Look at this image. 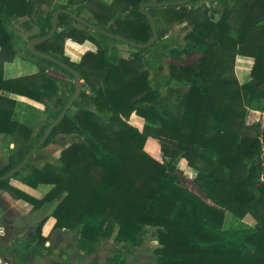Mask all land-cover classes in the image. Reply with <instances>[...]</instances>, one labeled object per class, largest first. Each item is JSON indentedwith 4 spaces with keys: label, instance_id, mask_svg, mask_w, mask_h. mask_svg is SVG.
<instances>
[{
    "label": "trees",
    "instance_id": "16d2710c",
    "mask_svg": "<svg viewBox=\"0 0 264 264\" xmlns=\"http://www.w3.org/2000/svg\"><path fill=\"white\" fill-rule=\"evenodd\" d=\"M149 1L176 0H80L76 8L56 5V0H0V133L10 138H5L9 158L0 176L25 158L61 113L69 100L51 102L61 87L70 98L75 90L74 83L70 86L40 68L31 74L4 76V63L15 59L18 48L29 52L27 39L13 29V21L34 18L38 31L30 40L51 30L58 8H69L101 29L146 43L152 29L139 6ZM197 1L147 8L159 33L153 45L138 48L147 56H119L110 41L120 40L66 13L59 14L60 30L35 44L37 50L78 70L88 86L37 153L57 142L59 134H77L85 141L65 146L59 164L40 166L33 157L12 177L34 188L51 184L43 196L26 192L11 179L0 180V189L34 210L65 193L51 213L56 220L53 229L79 227L76 246L86 254L96 252L101 241L110 238L116 244L141 246L140 233L148 226L157 228L159 239L153 264H264V121L246 119L248 106L264 99V0H217L218 6L202 9L195 7ZM86 10L92 18L84 15ZM157 12L167 23L191 24L181 52L202 50L197 65L170 64L169 73H163L160 46L169 27ZM217 12L220 16L215 19ZM68 39L90 40L97 50H86L79 61H73L65 53ZM238 55L254 58L250 80L244 83L234 71ZM37 57L74 77L55 62ZM178 86L187 90L181 92ZM3 90L44 104L47 121L36 133L32 125L15 117L17 101ZM133 113L145 119L142 130L128 121ZM148 136L160 140L166 163L145 150ZM179 158L196 169V185L215 205L180 184L174 175ZM227 211L237 218L251 215L256 224L248 229L224 228ZM45 221L46 217L39 221L26 239L6 247L0 243V253L10 256V264L66 254L55 253L48 244ZM107 262L127 264V251L117 247ZM51 264L99 263H76L67 257Z\"/></svg>",
    "mask_w": 264,
    "mask_h": 264
},
{
    "label": "rangeland",
    "instance_id": "374dc122",
    "mask_svg": "<svg viewBox=\"0 0 264 264\" xmlns=\"http://www.w3.org/2000/svg\"><path fill=\"white\" fill-rule=\"evenodd\" d=\"M70 0H56L55 4H69L70 8H76V4L80 0H75V4L69 3ZM218 6L217 0H198L195 4V7L199 8H205V7H214ZM84 15L87 17L92 18V14L89 11H84ZM156 16L165 24L168 25L169 27V32L162 40L161 46H160V52L164 53L160 55V59L162 61L161 69L163 73L167 74L170 71V64H175V65H180V66H186V65H197L201 56L203 55L202 50H192L191 52L185 53L181 52L183 49V44L186 43L185 41V34L190 30L191 24L187 21L179 23V22H174L173 24L167 23L164 19V16L162 12H157ZM220 16V12H217L214 14V18L218 19ZM13 26V25H12ZM21 28L20 30L26 34V37L24 38L25 40L27 39V42L25 43V47L28 46L29 39L28 37L38 31V27L34 22V18H28L24 19L23 22L19 25ZM13 29L19 34V28L15 25L13 26ZM60 30V29H59ZM20 35V34H19ZM179 43L182 45L180 46ZM82 44V43H81ZM95 44V43H94ZM110 46L112 49H115L117 51V54L119 56H124V57H133L135 55H142V56H147V52H142L138 48H135L125 42H116V41H110ZM96 50H97V45L95 44ZM68 49V50H67ZM85 49V48H82ZM175 50V51H174ZM84 51V50H82ZM82 51H73L70 46L65 44V53L69 55L71 60L73 61H79L81 59V56L83 55L84 52ZM180 52V53H179ZM20 58L24 61H27L28 64L31 63L32 65H36V67L40 69H44L47 73L54 75L61 80L65 81L68 85H72L74 83L75 85V77L70 76L69 74L63 72L62 70L55 68L53 65L43 61L42 59L38 58L36 55L32 54L31 52H27L25 48H20ZM237 58V57H236ZM236 63V59H235ZM235 63H234V71H235ZM231 67V65H230ZM29 68H25V73L29 74L28 72ZM37 70V71H38ZM229 70H231L229 68ZM36 71V72H37ZM33 73V72H32ZM35 73V72H34ZM31 74V73H30ZM83 88H88L87 84L83 80ZM179 90L181 92H184L187 90V87L185 86H178ZM165 92V91H164ZM29 98V97H28ZM31 99V98H30ZM60 101H66L70 99V92L65 90L64 87H61L58 95L56 98L51 100L52 103H55L56 100ZM36 101V100H34ZM39 102V101H37ZM18 105V104H17ZM15 106V117L27 124H30L34 127L33 133H36L41 125L47 121V116L46 113L44 112V104L40 102L38 105L34 104H29L28 102H25L24 104ZM129 121V120H128ZM134 125L139 126L137 123L133 122ZM141 126V125H140ZM85 141L84 137L80 135H70V134H59L58 135V141L55 143H49L43 149L38 152L34 156V162L37 165H43L46 162H52L54 164H59L58 157L60 155L61 150L73 143V142H82ZM12 148V146H10ZM263 159H264V151H263ZM166 163V158L164 160ZM174 175L182 184V182H189V178L184 177L179 171L174 172ZM264 177V173L262 175ZM196 176L192 178V181L194 180L195 182ZM11 181H20L19 179L12 178ZM196 184V183H195ZM183 185V184H182ZM184 186V185H183ZM194 186V184H193ZM0 192L3 193H8L4 190L0 189ZM200 193L203 194V196L206 197L205 192H202L200 190ZM9 194V193H8ZM65 193H62L57 199H62L64 197ZM59 200V201H60ZM57 202V204L59 203ZM54 207L51 210V213L53 211ZM256 224V220L251 216L247 215L244 218H237L235 217L231 212L227 211L226 216H225V221H224V228H233V229H248L253 227ZM36 227V226H35ZM34 227V228H35ZM1 222H0V231H1ZM67 229V228H66ZM34 230V229H33ZM69 231L65 232L66 234L64 235L67 236L68 245L70 246L69 249L71 248L72 251H74L77 246L74 244L76 242V239L79 236V227L75 229H68ZM64 234V232L62 233ZM30 236V235H29ZM141 238L143 239V244L138 247H133L128 244H116L114 241V238L110 239H105L101 241L98 249L96 252L87 254L90 255V258L88 260L93 261L96 260L99 264H108L107 259L109 256H111L115 249L117 247H121L125 252L127 251V262L128 264H153L156 261V255H155V248L159 247V239H158V232L157 228H150V227H145L140 233ZM57 238L55 247H56V252L60 251V246L59 240L61 239ZM22 239V238H21ZM78 249V248H77ZM128 249H132V252L128 251ZM79 250V249H78ZM81 251V250H80ZM84 253V252H83ZM86 254V253H85ZM78 257V258H77ZM65 256H46L42 258H38L35 262L32 264H51L52 261L54 260H60L64 259ZM76 262H81L85 258H83L81 255L74 256ZM2 259V260H1ZM65 260V259H64ZM63 260V261H64ZM62 261V260H60ZM0 264H10V259L6 255H1L0 253Z\"/></svg>",
    "mask_w": 264,
    "mask_h": 264
},
{
    "label": "crops",
    "instance_id": "0c3cea01",
    "mask_svg": "<svg viewBox=\"0 0 264 264\" xmlns=\"http://www.w3.org/2000/svg\"><path fill=\"white\" fill-rule=\"evenodd\" d=\"M24 19H27V17H23L19 20L13 21V26H17L20 31V35L25 38L26 34L20 30V24L23 22ZM67 45L72 48L73 51H82V50H93L96 51L95 44L90 40H85L82 44L74 42L70 39L67 40ZM85 48V49H82ZM68 50V49H67ZM20 48L17 49V55L13 61H6L4 63L3 72L4 76L6 78L10 77H17L21 75H25L26 73L25 68H29L28 72L34 73L38 70L36 65H32L31 63L28 64L27 61H24L20 58ZM82 51V52H84ZM254 63V58L251 56L246 55H238L236 58L235 63V74L239 80L240 83H244L250 80V71ZM2 94L9 96L17 101L18 105L24 104L25 102H28L29 104L38 105L40 102L34 101L33 99H30L26 96L11 93L8 91L3 90ZM17 105V106H18ZM247 123H254V122H261L264 121V99H261L259 101L253 102V104L248 106L247 110ZM129 122L134 125L137 123L139 126H137L140 130L143 129V126L145 124V119L141 116L137 115L136 113L131 114L129 118ZM141 125V126H140ZM136 126V125H134ZM70 135H77V134H70ZM5 138L6 135L3 133H0V169H2L7 163L9 158V150L5 147ZM7 140H10L9 137L6 138ZM10 146H14V143H11ZM145 150L150 153L153 157L156 159L164 162L165 157L162 154L161 151V143L158 138H155L153 136H148L145 141ZM174 166L176 167L177 171L184 175V177L189 178V182H182V184L189 188L192 192L199 195L202 199L207 201L210 204L215 205L214 201L210 198L203 196L202 193H200V188L195 184L194 180L192 181V178L197 175L196 169L191 167L187 160L185 158H179L175 161ZM11 183L26 192L36 196L41 197L46 192H48L52 185L51 184H39L36 188L31 187L25 183H22L21 181H11ZM194 184V186H193ZM204 192L203 190H201ZM205 194V193H204ZM60 199H55L53 202L46 204L45 206L34 210L33 206L29 204L28 202L22 200V199H16L13 196H11L8 193H1L0 194V209L2 211L1 213V231H0V243L6 247L12 245L14 241H16L19 238L26 239L29 237V235L32 233L34 227L38 224L39 221H41L44 217H46V221L43 226V233L45 235H49V241L48 244L52 246L55 253H59L60 251L65 252L63 256H65L64 259L67 257L72 261L76 262L74 256L81 255L84 260L81 262L76 263H86L90 262L88 260L90 258V255H87L83 253L82 251L78 250L77 248L74 249V251L69 249L67 236L64 237L66 234L65 232L69 231L66 228H57L53 229L55 224V218L51 215V210L53 207L57 205V202ZM64 232V234H62ZM59 245L60 251L56 252V241L57 238L59 239ZM78 238L76 239V242L74 243L76 245ZM1 255H3L1 253ZM54 255H51L52 257ZM10 259V256H8ZM38 258H42V256H37L33 262H35ZM60 259V260H64ZM2 260V259H1ZM32 262V263H33ZM31 263V264H32ZM128 264V262H127Z\"/></svg>",
    "mask_w": 264,
    "mask_h": 264
},
{
    "label": "water",
    "instance_id": "95a60500",
    "mask_svg": "<svg viewBox=\"0 0 264 264\" xmlns=\"http://www.w3.org/2000/svg\"><path fill=\"white\" fill-rule=\"evenodd\" d=\"M190 1H192V0H176V1H162V2L149 1V2L141 3L139 6V11L143 15L146 16V18L148 19V21L151 25V29H152V36L146 43H139V42H136L132 39H129L123 35L115 34V33L109 32L105 29H101L97 25L86 20L84 17L76 14L75 12H73L69 8H58L54 12L53 17H52L51 30L46 35L39 36V37H33L32 39H30L28 46H27V49L32 54L39 56V57H42V58H45V59H48V60H51V61L55 62L56 64H58L59 66H61L62 68L66 69L67 71L71 72L75 77L74 93H73L72 97L69 99V101L67 102V104L65 105V107L63 108V110L61 111V113L58 115V117L48 126V128L44 132L43 136L40 138V140L37 142V144L33 147V149L25 156V158L15 168H13L7 174L0 176V180L12 179V177L18 171H20L28 163V161L30 159H32L36 155L37 151L45 143V141L48 138L51 131L64 118L67 111L72 107L73 102L76 99H78L80 94H81V91L83 88V79H82L81 73L78 70H76L75 68H73V67L69 66L68 64H66L65 62L61 61L60 59H57L53 55L39 51L35 48V44L51 39L53 37V35L58 31V29H59L58 28L59 14L66 13V14L70 15L71 17H73L76 21H78L79 23L89 27L90 29H92L96 32H100V33H102V34H104L110 38H114V39L120 40L122 42H125V43H127V44H129L135 48H148L158 40L159 33H158L156 20L153 17V15L147 11V8L152 7V6H170V5H177V4H185V3H188Z\"/></svg>",
    "mask_w": 264,
    "mask_h": 264
}]
</instances>
